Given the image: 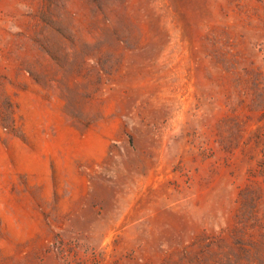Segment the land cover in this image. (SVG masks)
Here are the masks:
<instances>
[{
  "label": "rangeland",
  "instance_id": "obj_1",
  "mask_svg": "<svg viewBox=\"0 0 264 264\" xmlns=\"http://www.w3.org/2000/svg\"><path fill=\"white\" fill-rule=\"evenodd\" d=\"M0 264H264V0H0Z\"/></svg>",
  "mask_w": 264,
  "mask_h": 264
}]
</instances>
